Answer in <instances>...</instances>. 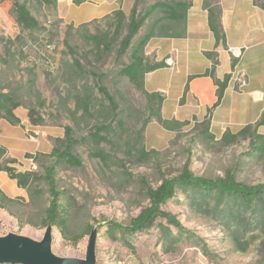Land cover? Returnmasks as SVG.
I'll use <instances>...</instances> for the list:
<instances>
[{
    "label": "rangeland",
    "instance_id": "1",
    "mask_svg": "<svg viewBox=\"0 0 264 264\" xmlns=\"http://www.w3.org/2000/svg\"><path fill=\"white\" fill-rule=\"evenodd\" d=\"M135 1L139 13L152 12L120 58L117 50L130 14L116 31L115 15L85 24H66L54 16L52 5L26 0L39 26L24 31L18 26L12 36L0 27V92L21 104L14 109L19 124L4 120L23 130L27 126L25 136L39 139L42 149L26 153L29 157L19 155L13 165L42 176L44 169L54 164L59 200L66 203L65 233L51 225V251L59 257L85 259L88 242L94 237L95 264H264V214L254 220L247 213L239 222L233 221L230 200L210 197L206 202L190 189L178 187L160 206L175 218L176 226L159 217L150 227L133 234L108 227V222L130 226L150 206L147 189L179 176L185 167L198 178L228 177L249 187L264 185V149L257 148V141L249 136L222 138L226 130L235 133L243 121L260 113L250 98L231 97V129L221 131L211 126L207 116L201 121L194 116L170 131L151 115L146 96L119 74L130 63L132 48L152 23L163 17V8L153 6L177 0ZM254 1L264 9V0ZM92 36L101 37L109 49L97 48L98 40ZM101 86L115 107L99 90ZM86 104L89 111L83 113L79 107ZM29 108L42 119L40 125L30 124ZM102 123L114 132L97 146L87 137ZM66 126L77 141L72 153L82 161L80 166L56 162L51 153ZM257 131L264 134V125ZM141 145L154 153L140 156L137 150ZM98 150L106 155L105 161L94 155ZM9 158L6 154L4 160ZM5 181L0 176V188L6 195L15 194L12 185L16 193H22L0 208V237L14 233L40 241L48 227L45 212L51 197L47 183L43 178L34 181L27 192L8 176Z\"/></svg>",
    "mask_w": 264,
    "mask_h": 264
},
{
    "label": "crops",
    "instance_id": "2",
    "mask_svg": "<svg viewBox=\"0 0 264 264\" xmlns=\"http://www.w3.org/2000/svg\"><path fill=\"white\" fill-rule=\"evenodd\" d=\"M203 1H190L183 37L155 35L147 41L146 61L165 65L145 74L144 87L147 92H157L163 97V118L183 121L195 116L201 121L207 116L211 126L221 131L231 129V97L250 98L260 113L251 121H243L239 130L259 120L264 111V9L254 0H217L225 44L215 45ZM134 3L135 0H85L75 4L73 0H56L52 7L57 19L79 25L106 18L118 10L128 16ZM11 6L9 1L0 0V27L5 28L9 36L16 34L18 27L10 12ZM231 50H240L241 56L231 58ZM240 72L246 78L242 87L235 80ZM228 74L224 96L212 108L217 101L215 80L223 81ZM21 125L25 122L21 121ZM26 128L11 126L0 118V146L9 157L16 159L19 155L42 151L39 139L25 136ZM0 172L1 180L6 182L7 173ZM12 186L15 194L9 197L21 195L22 192L16 193Z\"/></svg>",
    "mask_w": 264,
    "mask_h": 264
},
{
    "label": "trees",
    "instance_id": "3",
    "mask_svg": "<svg viewBox=\"0 0 264 264\" xmlns=\"http://www.w3.org/2000/svg\"><path fill=\"white\" fill-rule=\"evenodd\" d=\"M42 5H54L56 0H37ZM85 0H73L75 4H80ZM190 6V2L185 0H177L172 3H156L153 7H162L164 10L163 17L155 20L150 29L143 35L138 43L132 48L131 61L127 65L123 66L119 70L120 75L128 77L135 87L140 90L147 98L151 115L155 117L158 124L163 128L174 131L176 128L182 127L187 124L188 121H179L175 119H166L161 116V107L163 97L157 92H147L144 87L145 74L155 69L161 68L165 65L164 62L149 63L144 56V47L150 37L168 36V37H183L185 34L187 10ZM203 7L208 11V25L215 38V45L219 42L225 44V33L220 25V8L218 4L209 3L206 0L203 1ZM10 12L15 19V22L19 26L21 31L32 30L39 26L38 20L31 14L26 5V0L20 2L14 0L12 3ZM152 12L151 9L146 10L144 13H139L136 7V1L131 9L129 21L127 24L126 33L119 43L117 50V57H122L132 44V40L138 33L139 29L145 22L146 18ZM113 15L117 18L116 31H118L125 15L122 11L118 10ZM93 39L98 40L97 48H102L107 51L109 44L103 45V39L101 37L92 36ZM18 38V36H17ZM215 52H213L214 54ZM234 66V63H233ZM211 75L213 73L211 72ZM229 80V74L226 75L223 81L215 80L217 85V101L212 108L216 107L222 100L225 90L227 88ZM99 90L104 94L109 101L111 107H115L113 98L107 93L104 87H99ZM21 104L16 102L12 96L7 93L0 92V118L7 120L13 125L20 123V119L14 113V109ZM83 110V113L89 111L88 104L83 107H79ZM211 110V109H210ZM209 110V111H210ZM28 119L31 125L37 126L42 123V119L35 114L33 108L28 109ZM264 125V111L261 114L259 120L255 124L249 123L240 128L237 132L231 133L226 130L222 136L223 139L235 140L240 136H249L257 141L258 149H264V134L257 131V127ZM208 125L206 123V128ZM113 128L105 123L98 124L88 134V140L95 143L97 146L108 139L113 133ZM76 139L73 138L72 129L69 126L64 128V136L62 138H56L55 144L52 147L51 153L56 156V162L61 161L69 165L80 166L82 161L80 158L72 153V146L76 143ZM154 153V150L146 152L141 145L137 150V154L140 156H148ZM6 149L0 146V171H5L10 179L16 181L18 187L25 191H30V186L34 181L41 178L45 180L49 187L50 201L45 212V222L47 226L55 225L60 231L65 233L67 208L66 203L63 204L59 199V192L56 190V183L54 179L55 165H51L44 169V174L39 176L35 171L31 170H18L13 164L16 163V159H5ZM94 155L99 157L102 161L107 159L106 155L100 150L94 151ZM30 154H26L29 157ZM178 187L184 190L190 189L193 193H197L201 198L206 199V202L210 197H213L217 201L227 200L231 201L233 209L231 211V220L238 221L243 215L250 213L254 220L258 219L261 214H264V185H257L253 187L246 186L240 182H237L228 177H218L215 179H203L194 177L191 172L185 167L182 173L173 178L164 179L156 188H148L147 194L150 199V206L143 209L140 214L132 221L130 226L122 227L117 223L108 222L109 228H116L123 233L127 232L133 234L138 231H142L150 227L157 218H164L172 225H177V221L170 213L162 211L160 206L169 199H171ZM13 198L7 196L0 188V208H6L9 203L13 202ZM240 225V223H239Z\"/></svg>",
    "mask_w": 264,
    "mask_h": 264
},
{
    "label": "water",
    "instance_id": "4",
    "mask_svg": "<svg viewBox=\"0 0 264 264\" xmlns=\"http://www.w3.org/2000/svg\"><path fill=\"white\" fill-rule=\"evenodd\" d=\"M52 227L40 241L9 233L0 237V264H95V239L90 238L85 259L59 257L51 251Z\"/></svg>",
    "mask_w": 264,
    "mask_h": 264
},
{
    "label": "built area",
    "instance_id": "5",
    "mask_svg": "<svg viewBox=\"0 0 264 264\" xmlns=\"http://www.w3.org/2000/svg\"><path fill=\"white\" fill-rule=\"evenodd\" d=\"M1 33V32H0ZM241 56V51L240 50H231V58L236 59L239 58ZM236 83L239 87H242L245 85L246 83V78H245V74L243 73H238L236 75Z\"/></svg>",
    "mask_w": 264,
    "mask_h": 264
}]
</instances>
